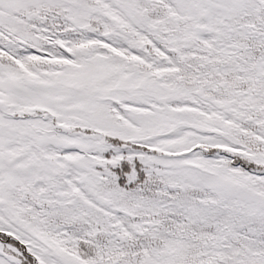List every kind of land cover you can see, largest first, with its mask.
Returning <instances> with one entry per match:
<instances>
[{
  "label": "snow or ice",
  "instance_id": "6c2138e0",
  "mask_svg": "<svg viewBox=\"0 0 264 264\" xmlns=\"http://www.w3.org/2000/svg\"><path fill=\"white\" fill-rule=\"evenodd\" d=\"M0 264H264V0H0Z\"/></svg>",
  "mask_w": 264,
  "mask_h": 264
}]
</instances>
